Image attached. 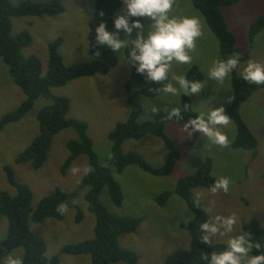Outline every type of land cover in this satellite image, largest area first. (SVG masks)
Listing matches in <instances>:
<instances>
[{
	"label": "rangeland",
	"instance_id": "rangeland-1",
	"mask_svg": "<svg viewBox=\"0 0 264 264\" xmlns=\"http://www.w3.org/2000/svg\"><path fill=\"white\" fill-rule=\"evenodd\" d=\"M8 1L17 5L24 0ZM94 1L61 0L65 10L62 15L12 19V34L27 31L31 35L32 43L22 50V55L39 58L42 76L47 69V45L58 37L63 38L59 54L65 65L91 60L87 34ZM222 13L229 31L236 38L239 52L249 55L248 60L239 65L237 75L247 81H264V29L253 44L250 45L247 38L251 23L258 16H264V0H243L222 10ZM117 14L119 19L139 16L142 21L131 25L118 24L107 32L106 42L115 50L116 66L104 77L78 79L50 91L52 97L70 100L69 118L87 123V134L100 160L110 155L107 133L118 122L125 121L130 113L124 85L130 80L132 64L125 58L124 49L131 44L141 51L145 37L159 22L166 25L164 36L157 46L165 67L155 71L142 86L159 84L164 92L161 96L146 98L138 89L134 91L133 102L142 107L139 121L151 120L158 110L175 112L180 108V97L186 88L185 74L193 66L203 74V80L189 91L191 109L196 114L204 117L221 112L232 99L230 74L216 68L218 41L188 0H142L118 10ZM24 100L25 96L13 84L0 59V119L17 109ZM49 104V98H38L32 110L20 121L0 131V191L15 195V190L7 185L4 166L12 167L17 182L30 188L32 209L56 186L67 193L77 190L76 208L66 210L62 221L46 219L29 226L32 233L46 243L45 257L48 260L59 255V264H91L90 257L86 255H60L64 246L93 238L95 224L84 200L88 189H77L87 170L86 158L80 156L65 176L60 175L61 166L68 156L65 145L77 138L75 132L68 129L54 137L41 169L33 171L29 164H14L18 153L37 135L38 112ZM240 115L258 141L255 157L250 151L231 148L235 126L230 120L216 121L201 133H191L183 125L167 124L166 133L181 154L174 172L159 178L136 167H128L121 175L115 174L124 196L119 209L111 204L107 191H102L100 200L111 214L143 218L135 233L119 239L121 248L138 256L137 264H164L169 254L189 248L188 234L179 228L180 223L192 219L188 208L175 195L164 207L157 206L154 198L163 191H172L181 178L193 174L206 159L213 163L212 175L223 184L219 192L194 189L198 203L210 217L208 243L233 246L239 252L234 264H252L249 245L241 227L250 220L264 226V89L252 94L240 107ZM122 148L124 152L139 154L153 167L163 166L168 155L164 144L150 136L139 141L127 140ZM77 211L82 214V221L78 224L75 223ZM6 232L7 222L1 218L0 241ZM22 254L21 249L13 251L4 258L3 264H19Z\"/></svg>",
	"mask_w": 264,
	"mask_h": 264
},
{
	"label": "trees",
	"instance_id": "trees-1",
	"mask_svg": "<svg viewBox=\"0 0 264 264\" xmlns=\"http://www.w3.org/2000/svg\"><path fill=\"white\" fill-rule=\"evenodd\" d=\"M139 1L142 0H95L87 34L91 60L82 64L65 65L59 54L63 38L58 37L47 45V69L45 76H42L39 58L35 55H22V50L32 43L31 35L27 31L12 34V19L51 18L62 15L65 10L61 0H24L17 5L10 4L8 0H0V59L6 66L13 84L25 96V100L17 109L0 119V131L7 125L20 121L32 110L38 98L50 99V104L43 107L36 116V137L14 160L16 165L29 164L33 171L41 169L45 164L56 135L68 129L75 132L77 138L69 140L65 145L68 156L61 166L60 175L65 176L80 156L86 158L87 170L77 189H88L84 200L88 211L94 216L95 224L93 238L64 246L60 255H86L90 257L91 264L138 263V256L121 248L119 239L135 233L143 223V218L111 214L101 202L100 195L105 189L111 204L119 209L123 205L124 196L115 174L121 175L128 167H136L150 176L159 178L170 176L174 172L181 154L166 133L167 124L183 125L191 133H201L216 121L230 120L235 126L232 149L250 151L255 157L258 147L256 137L240 115V107L252 94L264 89V81H247L237 75L239 65L246 62L249 55L239 52L236 38L229 31L222 13V10L243 0H188L218 41L219 59L216 68L230 74L231 102L221 112L204 117L196 114L191 109L189 91L194 84L203 80V74L198 67L193 66L185 74L186 88L180 97V108L175 112L158 110L151 120L139 121L142 107L133 102L134 91L138 89L146 98H155L164 92L159 84L142 86L155 71L165 67V61L157 52V46L164 36L166 25L159 22L145 37L141 51L131 44L124 49L125 58L132 64L130 80L124 85L130 113L125 121L118 122L107 133L110 155L104 160L99 159L87 134V123L69 118L70 100L65 97H52L50 91L78 79L108 75L116 66L117 59L115 50L106 42L107 32L118 24L131 25L141 22L142 18L139 16L119 19L117 14L118 10ZM263 29L264 16H258L248 29L247 38L250 45ZM149 136L158 138L168 150L165 163L161 167H153L137 153L123 151L125 141H139ZM212 169V161L206 159L193 174L181 178L172 191H163L154 198L157 206L164 207L175 195L192 215L189 222L179 224V228L188 234L189 248L169 254L164 264H234L237 261V248L208 243L210 217L194 194V189L197 188L217 192L222 190L223 184L212 175ZM3 172L7 185L15 190V195L0 191V219L4 218L7 222L6 236L0 241V264L17 249L23 252L19 264H59V255L50 260L45 257L46 243L32 233L29 224H40L46 219L62 221L66 210L76 208L77 190L67 193L56 186L49 196L42 198L32 209L30 188L17 182L12 167L4 166ZM81 221L82 214L77 211L75 223ZM241 229L249 245L252 264H264V226L256 220H250L244 223Z\"/></svg>",
	"mask_w": 264,
	"mask_h": 264
}]
</instances>
